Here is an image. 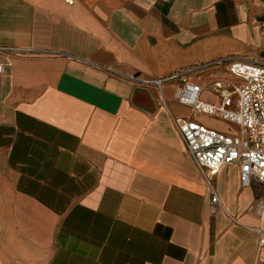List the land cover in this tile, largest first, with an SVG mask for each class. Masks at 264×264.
<instances>
[{
    "label": "crops",
    "instance_id": "0c3cea01",
    "mask_svg": "<svg viewBox=\"0 0 264 264\" xmlns=\"http://www.w3.org/2000/svg\"><path fill=\"white\" fill-rule=\"evenodd\" d=\"M263 20L264 0H0V264H264V185L223 166L213 209L174 120L228 123L143 83L255 58Z\"/></svg>",
    "mask_w": 264,
    "mask_h": 264
},
{
    "label": "built area",
    "instance_id": "2783aa9c",
    "mask_svg": "<svg viewBox=\"0 0 264 264\" xmlns=\"http://www.w3.org/2000/svg\"><path fill=\"white\" fill-rule=\"evenodd\" d=\"M261 29L264 34V20ZM1 50L10 49L0 47ZM211 70H222L236 77L235 81L218 79L204 86L220 95L218 105L200 98L204 88L199 83L200 77ZM143 83L158 90L166 83H177V100L188 106L193 114L206 115L236 127L233 132H223L191 118L174 120L187 154L199 167L211 190L213 209L220 202L212 180L223 166L239 165L242 186L253 182L264 185V45L255 58L231 55L164 77L145 79ZM261 211L264 218L263 204ZM259 232L263 243L264 227Z\"/></svg>",
    "mask_w": 264,
    "mask_h": 264
},
{
    "label": "water",
    "instance_id": "95a60500",
    "mask_svg": "<svg viewBox=\"0 0 264 264\" xmlns=\"http://www.w3.org/2000/svg\"><path fill=\"white\" fill-rule=\"evenodd\" d=\"M138 100L144 101L143 107L147 110H152L154 108L153 102L147 91H139L134 96V103L139 104Z\"/></svg>",
    "mask_w": 264,
    "mask_h": 264
},
{
    "label": "rangeland",
    "instance_id": "374dc122",
    "mask_svg": "<svg viewBox=\"0 0 264 264\" xmlns=\"http://www.w3.org/2000/svg\"><path fill=\"white\" fill-rule=\"evenodd\" d=\"M258 56V55H257ZM256 56V57H257ZM225 76H227L228 77V79H230V80H232V81H235V79H234V77H232L231 75H225ZM211 126L213 127V128H218V129H224V128H229V129H234L235 127L233 126V125H230V124H228V126L227 125H225L223 122H221V121H218V120H213V122L211 123ZM210 126V127H211Z\"/></svg>",
    "mask_w": 264,
    "mask_h": 264
}]
</instances>
